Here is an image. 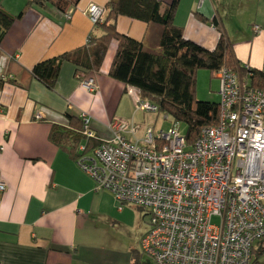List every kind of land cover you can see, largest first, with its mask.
<instances>
[{
  "label": "crops",
  "instance_id": "0c3cea01",
  "mask_svg": "<svg viewBox=\"0 0 264 264\" xmlns=\"http://www.w3.org/2000/svg\"><path fill=\"white\" fill-rule=\"evenodd\" d=\"M28 1L0 0L12 15L26 10L0 44V74L10 72V78L17 75L28 85L23 89L18 81L8 82L0 90V180L7 186L0 193V264L148 261L141 253L147 222L139 209L121 204L109 192H95L94 180L76 164L67 135L74 136L82 113L91 117L92 130L104 141L114 136V120L135 124L138 138L156 125L154 115L137 111L131 89L109 75L118 43H111L95 75L96 92L80 85L76 66L68 62L54 91L28 74L37 63L85 47L90 36H102L84 12L107 0H79L67 8L74 11L70 21L52 3L26 8ZM175 24L187 40L208 50L216 48L223 33L235 58L264 74V0H179ZM117 29L143 41L146 49L158 45L161 33L157 26L123 16ZM257 249L255 264H264V241Z\"/></svg>",
  "mask_w": 264,
  "mask_h": 264
},
{
  "label": "built area",
  "instance_id": "2783aa9c",
  "mask_svg": "<svg viewBox=\"0 0 264 264\" xmlns=\"http://www.w3.org/2000/svg\"><path fill=\"white\" fill-rule=\"evenodd\" d=\"M73 12L65 13L67 21ZM105 13L97 4L84 12L94 25ZM216 76L219 122L202 128L192 143L181 123L149 126L138 138L135 124L114 120L112 139L89 151L79 147L76 164L94 180L95 192H109L147 216L141 248L154 264H251L264 241V84L254 86L251 75L227 68ZM77 78L88 92L98 90L94 77ZM130 94L137 111L158 115L139 92ZM80 118L84 136L94 138L91 117ZM6 188L0 180V193ZM214 217L219 226L212 225Z\"/></svg>",
  "mask_w": 264,
  "mask_h": 264
},
{
  "label": "trees",
  "instance_id": "16d2710c",
  "mask_svg": "<svg viewBox=\"0 0 264 264\" xmlns=\"http://www.w3.org/2000/svg\"><path fill=\"white\" fill-rule=\"evenodd\" d=\"M42 2L52 3L65 13L68 7L76 6L79 0H29L26 8L33 3ZM178 6L179 0L170 4H165L162 0H107L103 6L106 11L104 22L94 25L103 31L102 36H90V42L85 47L37 63L28 74L50 91L55 90L62 65L66 62L76 66L77 75L82 73L85 77L95 78L101 71L111 43L115 41L118 48L109 72L110 77L123 83L126 89L139 92L143 101L156 105L158 116L165 115L171 124H183L187 141L192 143L202 128L216 126L220 116V103L196 100L199 70H208L217 75L224 68L231 69L241 73L242 77L251 75L252 84L259 87L264 84V74L255 69H246L235 58L232 44L223 33L214 50L187 40L183 28L175 24ZM25 11L12 15L0 6V44L12 26L25 16ZM121 16L142 22L146 26L159 27V52L150 51L143 41L120 33L117 20ZM214 26L217 27V24L214 23ZM10 75V72L0 74V90L6 83L16 84L17 81L18 87L27 89V84L15 79L17 75L14 79ZM77 122L78 132L74 131V136L71 132L67 134L70 145L74 148L72 152L75 161L81 155V145L85 144L89 151L102 143L97 135L94 138L84 136L80 117H77ZM257 245L253 250L251 264H255L257 260ZM141 264L150 262L144 261Z\"/></svg>",
  "mask_w": 264,
  "mask_h": 264
},
{
  "label": "rangeland",
  "instance_id": "374dc122",
  "mask_svg": "<svg viewBox=\"0 0 264 264\" xmlns=\"http://www.w3.org/2000/svg\"><path fill=\"white\" fill-rule=\"evenodd\" d=\"M148 50L159 52V48L157 46L152 45L151 47L147 48ZM220 90V80L217 79L216 74H211L208 70H199L197 72V82H196V100L199 101H208L213 103H220L221 98L219 96ZM142 114V113H141ZM156 116V117H155ZM153 120H156V129H168L171 126V123L165 119V115H154ZM140 123V121H137ZM185 128V127H183ZM141 214V218L143 222H147V230H148V218L145 216L143 211H139ZM212 225L219 226L220 219L214 217L212 219ZM148 259V258H147ZM150 264H154L150 261Z\"/></svg>",
  "mask_w": 264,
  "mask_h": 264
}]
</instances>
